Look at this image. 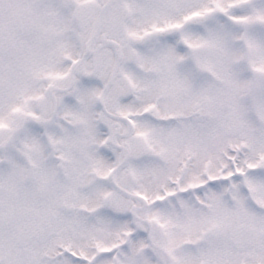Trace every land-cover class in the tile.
<instances>
[{"label":"snow or ice","instance_id":"6c2138e0","mask_svg":"<svg viewBox=\"0 0 264 264\" xmlns=\"http://www.w3.org/2000/svg\"><path fill=\"white\" fill-rule=\"evenodd\" d=\"M0 264H264V0H0Z\"/></svg>","mask_w":264,"mask_h":264}]
</instances>
